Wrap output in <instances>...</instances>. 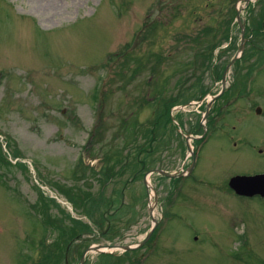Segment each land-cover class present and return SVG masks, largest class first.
Returning a JSON list of instances; mask_svg holds the SVG:
<instances>
[{
  "label": "rangeland",
  "instance_id": "374dc122",
  "mask_svg": "<svg viewBox=\"0 0 264 264\" xmlns=\"http://www.w3.org/2000/svg\"><path fill=\"white\" fill-rule=\"evenodd\" d=\"M242 36L195 180L147 177L187 168ZM262 172L264 0H0V264H264V198L228 185Z\"/></svg>",
  "mask_w": 264,
  "mask_h": 264
},
{
  "label": "flooded vegetation",
  "instance_id": "af4514ba",
  "mask_svg": "<svg viewBox=\"0 0 264 264\" xmlns=\"http://www.w3.org/2000/svg\"><path fill=\"white\" fill-rule=\"evenodd\" d=\"M227 45H228V43H226L225 45H221L218 48V52H222L223 49ZM225 62H223V59H220V58H214L212 60V64L209 66V68H211V72H210V74H208V78L210 79L209 81H211V84H208L206 87L202 88L200 94L195 98L196 101H200L202 99V104H203V100H206L208 98V100L205 102V111L207 109V106H208L209 102L211 101V103L209 105L208 113L216 112L219 109L220 106H221V108H220V112L217 115H215L213 117V119L211 120L210 125L209 124L206 125V123H203L202 120H200V122H199L200 123L199 125L202 126L203 131L201 133V136L194 143L192 149H189L190 153H191V157H192V158H190L189 165L191 164L193 159L195 160V162H194L193 169H192L191 173L189 174L188 178L193 177L192 178L193 180H195V174L193 172H194V169L196 168V166L199 164V161H200V159L202 157V154H201L202 150L205 148L206 144L211 141V137L216 132V127H217V125L219 124L220 121L221 122H220L218 131H223L225 133V130H223V126L225 124L223 125L222 122L224 121V117L226 116L227 108L229 106H231L233 103H235L240 96L243 97L244 94L247 91L251 90L252 87H253L252 86V81L255 78L251 79L249 77H246L242 92H240L239 94L233 95L231 98H229L228 100L223 102L218 108L214 107V105H212V104L215 101V96L216 95L219 96L221 93L223 94L224 90H225L224 89V84L225 83L223 82V79H222L223 78V71H224L225 67L228 65V63L230 62V59L225 61ZM216 66H219V68L216 69ZM214 68H215V71H218V72L213 73L214 72ZM192 104L195 105V106H191V107H193L192 108L193 111H195L194 109L196 108V106H199V107H197L198 109L202 108V106H201L202 104L197 105V103H194V102L190 101L189 102V106L192 105ZM213 108H216V109H213ZM256 111L257 110L255 109V112ZM261 112H262V108L260 110V113ZM205 120L207 122V116H206ZM218 136H221V133ZM218 136H216V137H218ZM233 147L236 148V146H233ZM177 173H179V172H177ZM250 198H252V197H250Z\"/></svg>",
  "mask_w": 264,
  "mask_h": 264
},
{
  "label": "water",
  "instance_id": "95a60500",
  "mask_svg": "<svg viewBox=\"0 0 264 264\" xmlns=\"http://www.w3.org/2000/svg\"><path fill=\"white\" fill-rule=\"evenodd\" d=\"M237 12H239V11H237ZM236 18L239 19V16L237 15ZM243 42H241V45L239 47V51H241L243 49ZM239 51H238V53H239ZM238 53L236 54L234 59H236ZM227 68H226V70H227ZM226 70L224 72V75L226 74ZM152 172H157L159 174L168 175V176L171 175L162 169H152V170H149L147 174H151ZM144 182H145L147 188L154 191L152 186L148 183V181L146 179L144 180ZM230 185L238 193H241V194H254V193L264 194V174H259V175H255V176H237V177H234L231 179ZM149 195H150V193H149ZM149 208H150L149 213L152 216V206L149 205ZM152 220H153V222L155 221L154 219H152ZM122 247L126 250L132 249L129 246H122ZM79 264H81V261Z\"/></svg>",
  "mask_w": 264,
  "mask_h": 264
},
{
  "label": "trees",
  "instance_id": "16d2710c",
  "mask_svg": "<svg viewBox=\"0 0 264 264\" xmlns=\"http://www.w3.org/2000/svg\"><path fill=\"white\" fill-rule=\"evenodd\" d=\"M72 233H73V230H70V232H69V235L68 236H71L72 235ZM50 261H51V259H49ZM49 260H45V263H43V264H47V263H49Z\"/></svg>",
  "mask_w": 264,
  "mask_h": 264
},
{
  "label": "bare ground",
  "instance_id": "6f19581e",
  "mask_svg": "<svg viewBox=\"0 0 264 264\" xmlns=\"http://www.w3.org/2000/svg\"><path fill=\"white\" fill-rule=\"evenodd\" d=\"M47 1H49V0H47Z\"/></svg>",
  "mask_w": 264,
  "mask_h": 264
}]
</instances>
